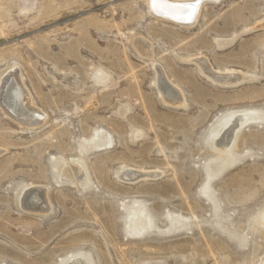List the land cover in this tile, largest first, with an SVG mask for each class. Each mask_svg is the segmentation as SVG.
Segmentation results:
<instances>
[{
	"label": "rangeland",
	"instance_id": "374dc122",
	"mask_svg": "<svg viewBox=\"0 0 264 264\" xmlns=\"http://www.w3.org/2000/svg\"><path fill=\"white\" fill-rule=\"evenodd\" d=\"M149 3L0 0V85L16 72L44 117L0 106V264H264V0H209L191 27ZM198 59L245 78L213 81ZM237 115L252 119L223 152ZM30 188L48 212L22 207Z\"/></svg>",
	"mask_w": 264,
	"mask_h": 264
},
{
	"label": "bare ground",
	"instance_id": "6f19581e",
	"mask_svg": "<svg viewBox=\"0 0 264 264\" xmlns=\"http://www.w3.org/2000/svg\"><path fill=\"white\" fill-rule=\"evenodd\" d=\"M207 2H209V0H150L149 9L151 14H153L156 19L165 22H171L184 27H191L195 18L198 16L202 5ZM198 63L208 78L222 84H236L245 78L244 75L239 71H215L204 59H198ZM160 69L161 68L157 67L159 76L163 75ZM164 89V97L166 100H171L169 102H176L177 104L182 103V99L181 97L178 98L176 93L177 89L174 86L169 83V85L165 86ZM0 106L12 119L20 124L25 125L26 127L38 126V124L41 123L44 118L42 114L31 105L30 97L26 93L21 83L20 77H18V74L14 71L8 73L1 80ZM246 119L251 120L252 117L245 115L234 116L228 128L226 130L223 129L220 138H218V140L215 142L216 147L223 152H228L231 149L230 144L233 141V137L243 126V123L247 121ZM227 165L228 164L225 161H215L214 163L207 165L206 169L209 176H214L215 173L220 172ZM63 175L67 176L65 174ZM82 175L83 171L79 169L76 177L79 181L84 182L82 180ZM64 176H62V179H64ZM157 176L158 173L156 172H144L129 169L123 171L119 178L134 181L140 178L150 179ZM21 204L22 207L26 208L28 211L46 213L49 210L46 193L42 188H30L26 190L22 196ZM131 219L133 221L131 220L129 225L132 231L136 232L139 229H146L148 225L147 216L143 215L137 210L133 213ZM67 264H89V262L85 258H83V260L76 258L70 260Z\"/></svg>",
	"mask_w": 264,
	"mask_h": 264
}]
</instances>
